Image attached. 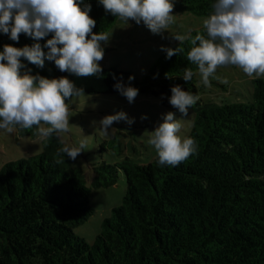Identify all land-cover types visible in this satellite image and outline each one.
<instances>
[{
  "label": "trees",
  "instance_id": "1",
  "mask_svg": "<svg viewBox=\"0 0 264 264\" xmlns=\"http://www.w3.org/2000/svg\"><path fill=\"white\" fill-rule=\"evenodd\" d=\"M174 10L208 17L214 0H173ZM89 15L94 33L107 32L117 17L99 0ZM206 34L204 27L188 36ZM21 33L18 41L0 32L4 45L16 48L40 43ZM90 38V37H89ZM183 53L166 58L164 52L139 80L131 71L102 67L98 76L77 77L61 72L54 61L43 67L25 58L21 73L58 79L67 77L87 94H116L122 81L140 93L160 97L170 105L171 88L198 95L196 66L187 60L191 44L179 42ZM47 53L48 49L43 48ZM185 69L194 75L183 80ZM134 77L129 81V77ZM250 100L194 105L184 138H193L197 153L178 166H160L158 156L146 164L125 157L116 164L101 161L86 174L61 153L59 135L41 141L38 154L10 160L0 167V264H264V81H250ZM68 100L66 101V103ZM19 135L32 129L14 127ZM119 170L126 189L122 201L101 222L92 243L73 232L93 213L91 188L116 183Z\"/></svg>",
  "mask_w": 264,
  "mask_h": 264
},
{
  "label": "clouds",
  "instance_id": "2",
  "mask_svg": "<svg viewBox=\"0 0 264 264\" xmlns=\"http://www.w3.org/2000/svg\"><path fill=\"white\" fill-rule=\"evenodd\" d=\"M83 3L84 0H0V32L13 41H18L21 33L37 41L52 34L43 45L47 53L38 42L23 48L6 44L0 52V129L11 132L17 126L22 130L36 126L35 135L45 142L53 135L70 131L66 101L84 94L83 89L67 77L48 79L29 72L22 74L25 65L21 58L39 67H43L45 59L54 61L61 72L77 77L98 76L102 72L99 62L104 56L101 42L106 43L110 36L93 32L96 21L89 15L91 5L81 7ZM99 3L106 12L126 23L143 22L153 34L166 31L174 23L173 0H99ZM203 27L206 34L173 37L180 44L190 42L187 60L196 66L205 86H210L209 78L221 66H238L249 77L264 76V0H214ZM161 50L166 51V58L184 51L182 47L163 46ZM193 75L192 69H185L183 80L188 82ZM114 88L129 103L139 91L122 81ZM171 93L169 103L182 117H187L189 108L199 100L198 95L182 90L179 85L173 86ZM122 120L133 123L126 113L118 112L103 117L99 124L108 135L113 123ZM181 128L175 113L169 112L151 131L148 143L154 146L160 166H178L197 153L193 138L178 135ZM86 147L85 138L79 147L64 146L60 152L75 160Z\"/></svg>",
  "mask_w": 264,
  "mask_h": 264
},
{
  "label": "rangeland",
  "instance_id": "3",
  "mask_svg": "<svg viewBox=\"0 0 264 264\" xmlns=\"http://www.w3.org/2000/svg\"><path fill=\"white\" fill-rule=\"evenodd\" d=\"M174 23L166 31L153 34L141 22L134 20L127 23L116 18L108 28L109 40L101 42L104 49L101 67H113L117 70L133 72L141 80L149 67L164 52L161 48H171L177 44L173 35H188L192 30L203 26L207 17L189 11L173 10ZM255 77L247 76L241 68L234 65L218 67L209 78L210 86H205L198 71H195V84L202 102L229 103L250 100L252 86L250 81ZM263 79L264 76L259 77ZM223 81H227L226 83ZM69 106L70 131L59 135L64 146L79 147L82 139H87V147L73 160L85 174V184L89 186L91 166L101 161L116 164L125 157L139 164H146L157 156L154 146L148 143L151 131L163 122L164 116L175 113L182 128L178 133L184 138L189 131L194 106L189 108L187 117L171 105L163 104L160 97L140 93L132 103L116 94H87L74 96L67 102ZM118 112L126 113L133 121L129 124L122 120L114 122L105 135L99 121L107 115ZM41 139L37 135H19L15 128L11 132L0 129V167L7 161L28 158L38 154ZM126 189L124 174L119 170L115 184L107 187L91 188L89 203L93 213L83 223L75 226L73 232L92 243L99 233L101 222L110 215L113 207L118 206Z\"/></svg>",
  "mask_w": 264,
  "mask_h": 264
}]
</instances>
